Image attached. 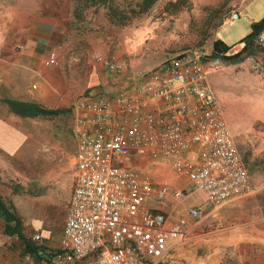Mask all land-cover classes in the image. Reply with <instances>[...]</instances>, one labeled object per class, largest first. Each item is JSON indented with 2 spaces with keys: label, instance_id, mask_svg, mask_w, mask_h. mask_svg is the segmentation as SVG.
I'll return each instance as SVG.
<instances>
[{
  "label": "built area",
  "instance_id": "obj_1",
  "mask_svg": "<svg viewBox=\"0 0 264 264\" xmlns=\"http://www.w3.org/2000/svg\"><path fill=\"white\" fill-rule=\"evenodd\" d=\"M232 12L230 18H236ZM263 44L264 29L255 37ZM231 45L225 55L236 52ZM112 73L122 63L97 57ZM55 61L50 53L45 65ZM218 57L198 51L167 57L140 76L131 94L114 103L102 97L81 101L74 118L73 181L55 249L39 246L44 264H163L169 242L184 236L185 218L166 226V217L149 202L170 194L181 198L201 192L205 205L218 206L254 190L237 146L223 119V105L205 80ZM135 155L182 176L181 189L155 184L137 166L119 165ZM185 216L200 222L199 206ZM0 264L1 261H0Z\"/></svg>",
  "mask_w": 264,
  "mask_h": 264
},
{
  "label": "crops",
  "instance_id": "obj_2",
  "mask_svg": "<svg viewBox=\"0 0 264 264\" xmlns=\"http://www.w3.org/2000/svg\"><path fill=\"white\" fill-rule=\"evenodd\" d=\"M101 25L90 30L78 29L71 15L70 0L39 1L36 6L18 5L11 10L0 38V183L20 177L22 168L30 167L29 157L46 141L57 140L55 145L61 150L70 135L75 150L76 138L71 128L74 118L83 113L80 102L102 97L114 103L119 95L131 94L141 74L160 63L149 57L151 43L146 40L145 25L121 27L106 19ZM210 50L211 44L209 50L202 53L208 54ZM50 53L54 54L55 61L45 65ZM97 57L122 63L121 72H109ZM40 109L53 112L46 114ZM118 164L137 166L147 172L155 184L164 180L173 188L181 189L185 183L182 176L161 164L135 155ZM153 171L157 173L153 175ZM252 184V192L218 206L205 205L201 192L183 195L179 201H173L168 194L161 200L150 201L153 209L165 215L166 226L176 223L189 206L201 208L203 219L200 222L207 226L215 221L218 226L195 233L191 230L194 220L184 215V236L169 242L163 264H217L219 250L225 247L227 253L237 252L239 264H264V216L259 214L256 219L253 216L256 196L264 189V183ZM67 201L68 198L60 229L52 236L21 216L22 234L31 238L33 233H38L42 248L55 249ZM195 237L204 252L196 259L192 258ZM230 246L235 248L231 250ZM0 261L2 264H44L24 251L21 238L2 232V220Z\"/></svg>",
  "mask_w": 264,
  "mask_h": 264
},
{
  "label": "rangeland",
  "instance_id": "obj_3",
  "mask_svg": "<svg viewBox=\"0 0 264 264\" xmlns=\"http://www.w3.org/2000/svg\"><path fill=\"white\" fill-rule=\"evenodd\" d=\"M39 1L45 0H0V38L11 10L18 5L36 6ZM141 1L112 0V4L124 15L123 23L118 26L143 24L147 27L144 32L151 43L149 57L159 62L182 51L196 50L200 55L209 50L213 39H220L227 45L238 42L249 32L250 22L264 15V0H155L145 11L134 15L130 10L137 11ZM70 5L72 10L71 2ZM105 12L103 7L86 9L81 13L83 20L75 26L80 30L101 27ZM232 12L237 14L236 18H230ZM254 41L246 50L240 51L243 42L234 47L236 52L240 51L236 61L219 58L218 65L207 66L205 80L211 93L223 105L225 125L251 181L264 183V44ZM57 142L41 144L37 153L29 157L30 167L22 168L18 176L20 181L16 177L0 183L1 197L20 220L22 216L24 221L51 236L60 229L73 181V141L70 135L67 136L61 150L55 145ZM157 171H153V175ZM168 195L173 201L183 198ZM186 208L176 220L185 218ZM255 208V219L259 214L264 216V189L257 193ZM214 222L207 226L205 222H192L191 230L198 233L204 228L218 227ZM193 242L195 253L192 258L196 259L204 252L203 247H198V237L193 238ZM225 248L219 250L217 264H239L237 252L230 254ZM232 248L235 247L230 246ZM190 253L193 254L192 250ZM253 257L251 254V261Z\"/></svg>",
  "mask_w": 264,
  "mask_h": 264
},
{
  "label": "trees",
  "instance_id": "obj_4",
  "mask_svg": "<svg viewBox=\"0 0 264 264\" xmlns=\"http://www.w3.org/2000/svg\"><path fill=\"white\" fill-rule=\"evenodd\" d=\"M155 0H142L138 5L139 9L134 11L133 9L130 10L131 13L134 15L145 11ZM72 3V10L71 15L73 17L74 22H79L83 20L82 14L84 10L89 8H98L103 7L106 9L105 12V19L107 22L111 24L120 25L123 23V14L120 10L117 9L112 4V0H70ZM250 30L249 32L238 40L237 43L243 42L242 50L248 49L249 46H252L253 41L255 40L256 35L262 29H264V15L256 20L250 22ZM255 42V41H254ZM231 45H227L222 42L220 39H213L211 43V50L208 54H202V58H213L218 57L222 60L228 61H236L240 54V51H237L233 54L225 55V51ZM250 50V49H249ZM42 112L46 114L52 113V110H43L40 109ZM0 220H2V232L6 235H16L17 237L21 238L24 243V251L31 255L34 259L40 260L44 259V256L38 252V247L31 238L25 237L22 232L21 220L19 215L14 211V209L9 206L1 197L0 195Z\"/></svg>",
  "mask_w": 264,
  "mask_h": 264
}]
</instances>
